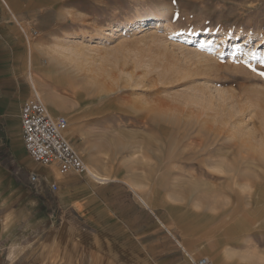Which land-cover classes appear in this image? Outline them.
Segmentation results:
<instances>
[{
  "label": "rangeland",
  "instance_id": "374dc122",
  "mask_svg": "<svg viewBox=\"0 0 264 264\" xmlns=\"http://www.w3.org/2000/svg\"><path fill=\"white\" fill-rule=\"evenodd\" d=\"M0 6L22 36L25 79L67 118L89 168L205 237L190 264H264V0Z\"/></svg>",
  "mask_w": 264,
  "mask_h": 264
},
{
  "label": "crops",
  "instance_id": "0c3cea01",
  "mask_svg": "<svg viewBox=\"0 0 264 264\" xmlns=\"http://www.w3.org/2000/svg\"><path fill=\"white\" fill-rule=\"evenodd\" d=\"M22 46L0 6V257L21 264H190L186 252L203 253L206 238L139 202L124 179L60 175L55 165L27 157L19 112L31 92Z\"/></svg>",
  "mask_w": 264,
  "mask_h": 264
},
{
  "label": "built area",
  "instance_id": "2783aa9c",
  "mask_svg": "<svg viewBox=\"0 0 264 264\" xmlns=\"http://www.w3.org/2000/svg\"><path fill=\"white\" fill-rule=\"evenodd\" d=\"M31 90L34 95L21 104L19 112L22 141L29 158L38 164L55 165L60 175L82 173L95 182H102L89 172V167L66 137L67 118L61 114L51 115L38 91L32 87ZM29 179L36 180V175L30 174ZM50 187L55 189L56 185L51 184ZM191 261L193 264H208L206 258H192Z\"/></svg>",
  "mask_w": 264,
  "mask_h": 264
},
{
  "label": "bare ground",
  "instance_id": "6f19581e",
  "mask_svg": "<svg viewBox=\"0 0 264 264\" xmlns=\"http://www.w3.org/2000/svg\"><path fill=\"white\" fill-rule=\"evenodd\" d=\"M151 21L153 22L152 24H156V23H158V21H159V18L158 17H155V18H153V19H151ZM142 23V21H136V22H132L131 24H134V25H136V26H139L140 24ZM76 44V43H75ZM31 50H32V46L31 45H29V53H30V55H29V57L27 58V60L29 61V63H32L33 62V59H32V56H31ZM27 61V62H28ZM28 83H29V85L32 87V89L33 90H37V86H36V82H35V79L36 78H34L33 77V75L30 73L29 75H28ZM38 93V92H37ZM38 95L39 96H41L39 93H38ZM50 107V106H49ZM94 129H96V128H94ZM199 129V128H198ZM197 129V132L195 133V135L192 137V139H191V141L192 142H196L197 144H201V143H199L198 141H199V138H201V137H199L198 135L200 134V132H199V130ZM228 129V128H227ZM190 141V140H189ZM180 145V144H179ZM197 151V150H196ZM186 152V151H185ZM186 153H188V152H186ZM191 153V152H190ZM198 155V154H197ZM89 162H90V160H88ZM179 163V162H178ZM182 163V162H181ZM184 164V163H183ZM90 167L91 168H88L89 169V172L90 173H92V174H94L97 178H100L101 180H105L106 178H107V176H105L104 174H102L99 170H97V168L96 167H94L93 165H90ZM173 170V169H172ZM105 173V172H104ZM236 175V174H235ZM236 177V176H235ZM234 179V178H233ZM237 216V215H236ZM209 263H210V261H209Z\"/></svg>",
  "mask_w": 264,
  "mask_h": 264
},
{
  "label": "snow or ice",
  "instance_id": "6c2138e0",
  "mask_svg": "<svg viewBox=\"0 0 264 264\" xmlns=\"http://www.w3.org/2000/svg\"><path fill=\"white\" fill-rule=\"evenodd\" d=\"M262 75H264V73H261Z\"/></svg>",
  "mask_w": 264,
  "mask_h": 264
}]
</instances>
